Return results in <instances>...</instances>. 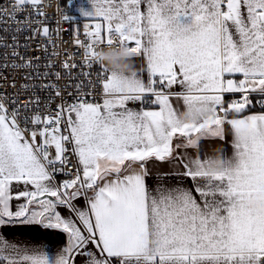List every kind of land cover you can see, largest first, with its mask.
I'll use <instances>...</instances> for the list:
<instances>
[{
	"label": "snow or ice",
	"instance_id": "6c2138e0",
	"mask_svg": "<svg viewBox=\"0 0 264 264\" xmlns=\"http://www.w3.org/2000/svg\"><path fill=\"white\" fill-rule=\"evenodd\" d=\"M87 2L85 39L74 33L84 60L64 61L63 77L50 71L44 0L0 7V82L16 89L0 94V264H264V213L245 203L264 202V0ZM114 45L146 78L96 62ZM78 67H96L95 83ZM229 135L231 156L179 153ZM173 161L154 177L147 167ZM17 229L62 234L63 247L26 244Z\"/></svg>",
	"mask_w": 264,
	"mask_h": 264
},
{
	"label": "built area",
	"instance_id": "2783aa9c",
	"mask_svg": "<svg viewBox=\"0 0 264 264\" xmlns=\"http://www.w3.org/2000/svg\"><path fill=\"white\" fill-rule=\"evenodd\" d=\"M58 5H63L65 8H67L68 14L72 16V14H74V2L72 0L71 5L68 6L67 0H65L64 3L62 2V0H44L43 11L45 13L51 14L50 15V19H51L50 30L53 32V35L50 38V43L48 44V47L50 50H53L59 53L52 59L54 69L50 71H60L63 77L65 70L62 68V63L64 61H68L69 64H71L72 62H77L79 64L80 62L84 60L83 49L77 48L74 46V38H75L74 33H76L78 30L79 38L81 40H84L85 38L82 35V32H83L82 26L84 23H87L88 21L77 20V19H75V21H69V22L64 21L62 18V12L57 10ZM8 6H10V0H0V7H8ZM30 10L31 9H28V11ZM18 15L20 17H23L24 15H26V13H19ZM37 19H40V18L37 17ZM5 20H7L6 17H5ZM5 26H6L5 24H0V28H3ZM34 27L40 28L42 26L34 25ZM57 30H60L61 32H63V34L59 37L55 34ZM40 43H41V40L39 37H37V39L33 41L32 49L28 52L29 56L34 55L41 51ZM5 52H6L5 49L0 48V56L4 55ZM65 52H67L68 54H72V55H66ZM97 70L98 69L96 67H93L92 69H88L87 67H84V68L78 67V68L72 69V72L80 73L82 71H91L93 73V83H95L94 74ZM40 71L42 72L44 71V69L41 68ZM52 79L54 80L55 78L52 77ZM79 79L84 80V77L80 76ZM21 83L22 81L20 79V76L17 75L15 79L16 88H19ZM56 83L61 88V90H63L64 85L66 83L71 85L72 81L70 79L62 78L59 81H56ZM11 84H12L11 76H9L6 81L0 82V94L4 92H8V93L15 92L16 89L12 88ZM3 85H8V86L4 87ZM72 90L73 89L69 87L68 91H72ZM37 91H38V94L41 96V99L43 100L46 96V93L39 91V90ZM65 98L70 99L69 97H67V95H65ZM24 102L25 101L22 99L21 103H24ZM56 102H59V101L57 100ZM52 107H55V103H53ZM67 164L69 165V167H67L65 170L68 172H74L73 165L75 164V160L69 158L67 161ZM64 178L65 177H60V179H64Z\"/></svg>",
	"mask_w": 264,
	"mask_h": 264
},
{
	"label": "crops",
	"instance_id": "0c3cea01",
	"mask_svg": "<svg viewBox=\"0 0 264 264\" xmlns=\"http://www.w3.org/2000/svg\"><path fill=\"white\" fill-rule=\"evenodd\" d=\"M74 2V14L72 16L77 20H84L88 21L86 17H82L79 12L77 11L78 7H81L85 10H91V5L88 4L87 0H73ZM89 22V21H88ZM135 64L138 69V71H141L143 69V61L142 59L136 58ZM141 75L146 78V72L141 71ZM175 104L176 102L173 101ZM129 107H138V105H129ZM231 136H228L227 141H220L218 139H205L200 142L199 149H193V148H181L179 149L180 154H186L187 157L195 158L197 154L201 158L205 157H213L220 154V151L223 150V154L225 156H231L232 155V148L230 145ZM180 143H183L184 141H179ZM147 167L151 170L153 173V177L157 173V171H168L170 168L176 167V161H173L171 164H161L159 169L155 166L154 163H149ZM147 183L150 187L155 186V179L149 178L147 180ZM173 184L176 183V181H172ZM188 187H191V184H188ZM79 204H83V201H78ZM61 211L67 215V213L61 209ZM19 232L21 235L17 237L18 240H23L26 244L29 245H39L41 241L46 243L47 248L51 249L53 252L59 251L63 247L62 243V234L61 235H46L42 238H38L34 233H29L25 229H17L15 230ZM5 235L9 237V239L12 238V232L5 230ZM77 264H80V261H77Z\"/></svg>",
	"mask_w": 264,
	"mask_h": 264
},
{
	"label": "clouds",
	"instance_id": "9594fccd",
	"mask_svg": "<svg viewBox=\"0 0 264 264\" xmlns=\"http://www.w3.org/2000/svg\"><path fill=\"white\" fill-rule=\"evenodd\" d=\"M95 59L97 63L107 68L110 72L132 76L138 71L133 54L126 48L119 46L101 48ZM245 203L250 208L264 213V202H261V198L249 199Z\"/></svg>",
	"mask_w": 264,
	"mask_h": 264
},
{
	"label": "trees",
	"instance_id": "16d2710c",
	"mask_svg": "<svg viewBox=\"0 0 264 264\" xmlns=\"http://www.w3.org/2000/svg\"><path fill=\"white\" fill-rule=\"evenodd\" d=\"M62 2L64 3V2H65V0H62ZM255 110H258V108H257V109H255Z\"/></svg>",
	"mask_w": 264,
	"mask_h": 264
}]
</instances>
